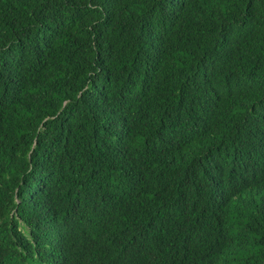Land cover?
<instances>
[{
	"label": "trees",
	"instance_id": "trees-1",
	"mask_svg": "<svg viewBox=\"0 0 264 264\" xmlns=\"http://www.w3.org/2000/svg\"><path fill=\"white\" fill-rule=\"evenodd\" d=\"M0 264H264V0H0Z\"/></svg>",
	"mask_w": 264,
	"mask_h": 264
}]
</instances>
